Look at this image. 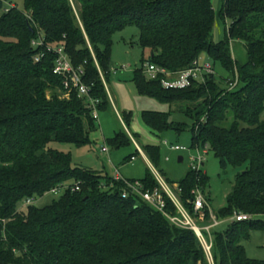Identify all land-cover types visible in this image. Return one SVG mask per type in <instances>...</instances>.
Returning a JSON list of instances; mask_svg holds the SVG:
<instances>
[{"label": "trees", "instance_id": "16d2710c", "mask_svg": "<svg viewBox=\"0 0 264 264\" xmlns=\"http://www.w3.org/2000/svg\"><path fill=\"white\" fill-rule=\"evenodd\" d=\"M220 1L217 18L229 24L216 43L212 0H24V12L13 6L3 11L0 264H210L195 233L167 218L177 210L166 195L162 213L121 180L73 166L70 155L48 147L54 142L89 144L96 121L86 97L63 89L62 79L53 74L56 57L45 46L63 47L72 66L82 70L89 96L99 102V115L109 107L103 81L110 73L112 38L128 26L138 30L142 50L140 66L130 70L136 92L174 105L191 126L148 111L142 113L144 123L159 133L190 128L191 149L206 146L222 168H244L215 216L220 224L210 231L212 264H264L249 259L241 245L250 231L264 232V0ZM39 37L44 46H32ZM232 43L242 45L243 62L233 58ZM38 54L42 57L35 61ZM202 54L229 79L214 74L183 90H163L142 74L145 63L177 72ZM122 122L128 125L129 116ZM132 139L119 133L106 144L120 148L133 144ZM141 151L169 186L177 185L181 205L193 214L191 192H203L206 175L189 168L183 179L172 182L161 170L159 148L148 145ZM136 155L135 150L126 162ZM135 181L143 192L159 189L149 170ZM63 186L67 188L50 204L18 210L20 203ZM234 213L251 219L227 221L223 231L215 230ZM204 215L198 224L211 225L206 207Z\"/></svg>", "mask_w": 264, "mask_h": 264}, {"label": "rangeland", "instance_id": "374dc122", "mask_svg": "<svg viewBox=\"0 0 264 264\" xmlns=\"http://www.w3.org/2000/svg\"><path fill=\"white\" fill-rule=\"evenodd\" d=\"M11 5L24 12V0H0V15ZM220 5V0H212V6L216 14L212 31V40L215 43L223 38L225 26L227 27L229 24L228 21H225L224 24L217 18ZM138 37L139 32L133 26H128L113 35L110 73L107 79L103 81L109 107L99 112L98 121L94 124L95 129L89 133V144L78 147L69 143L54 142L50 143L48 147L70 155L73 166L89 168L103 175L106 174L110 178H113L114 168H116L124 180L135 181L142 179L147 170L152 171L151 163L147 162L146 157L144 158L140 154L135 156L134 161L126 162L130 156L135 154V148L131 143L120 148H111L106 144L116 134L127 133L129 138L132 135L141 150L148 145L158 147L163 174L172 182L178 183L190 167L189 158L193 153L190 148L192 145L190 128L180 133H175L172 130L162 133L152 131L144 123L142 113L147 111L164 113L168 115L170 122L185 123L189 127L191 121L183 114L178 113L174 105L160 102L152 97L139 95L136 92L132 82L133 72L130 70L137 69L142 58V50L138 46ZM231 50L234 59H238L240 62L245 60V51L241 44L232 43ZM200 61L208 60L202 54ZM213 66L215 76L218 79H229L230 75L218 63L213 64ZM121 67H125V70H121ZM112 69H116L117 72L113 74ZM126 115L129 116V123L125 126L122 119ZM170 145L184 147L186 150L172 151L169 149ZM102 147L108 148L109 153H102ZM179 157L182 158L180 163L178 162ZM204 158L205 161L201 171L208 178V182L202 194L206 199V208L209 214L215 218L218 211L226 205L227 195L233 186L237 173L243 171L244 168H232L229 165L222 168L219 160L209 150ZM61 193L62 190L56 195L45 194L34 205L36 207L46 206L53 200L58 199ZM18 210H25L22 203L19 204ZM227 221L231 220L223 221L215 230L223 231L226 227L224 222ZM241 245L244 247L245 254L249 259L264 261L263 231H250L248 238L242 239Z\"/></svg>", "mask_w": 264, "mask_h": 264}, {"label": "built area", "instance_id": "2783aa9c", "mask_svg": "<svg viewBox=\"0 0 264 264\" xmlns=\"http://www.w3.org/2000/svg\"><path fill=\"white\" fill-rule=\"evenodd\" d=\"M12 6V5H11ZM34 47H43V39L39 37L36 41H32L31 43ZM46 50L48 52L53 53V55L56 57L54 68H53V74L60 77L62 79V86L63 89L67 92H74L76 91L79 97H86L88 99L89 105L92 107L91 115L94 118L95 121H98V112L96 109L97 104L99 103L98 100L92 99L89 96V89L86 87V85L82 82L81 76H82V70L80 68L75 69L69 58L64 52L63 47H49L48 45L45 46ZM42 57L41 54H38V56L35 58V61H39V59ZM125 67H121L122 70ZM142 74L143 76L149 80V81H156L159 82L160 87L163 90H183L186 88H189L193 82H202L204 80L205 76H211L214 75V68L213 65L209 61H200L195 60L192 62L191 66L177 72L168 71L165 68L156 66L154 64L145 63L142 66ZM237 81H235L233 84H229V88L235 87ZM133 146L135 150L142 155L145 158V155H143V152L137 145V143L132 139ZM164 144H166L164 142ZM169 149L172 151H185L186 149L184 147L179 146H169ZM193 153L191 154L189 158L190 162V169L194 171L201 170V167L203 166V163L205 161V155L207 154V147L204 148H194L192 149ZM102 153H109L108 148L102 147L101 148ZM135 157L130 158V162L134 161ZM151 172L157 181L159 185V189H156L152 192L142 191V186L139 182H129L127 180H124L120 174L119 171L114 168V176L113 179L115 180H121L127 189H129L132 193L137 194L143 201L148 203L149 205H152L155 207L158 211L164 212L165 202L163 199V194L166 195V197L172 202V204L175 206L177 210L176 216L169 217L165 213L164 215L167 216V218L170 220V222L177 227L189 229L192 230L196 237L198 238L200 244L202 245L204 252L206 254V257L210 264H212L210 249H211V236L210 231L213 227L220 224V222H217L215 218L212 217V224L211 225H204L200 226L199 222H204V208L207 206L206 199L203 196L200 189L196 188L191 192V195L193 199L191 200V205L193 209V214H190L187 212L183 206L180 203V200L178 198L177 193L174 191V189H177V185L174 184L172 187L169 186L164 178L153 168L151 167ZM67 188V186H63L59 189H54L50 192V194L56 195L59 193V191H64ZM75 190H78L77 188ZM128 192L125 190L122 193V197H126ZM41 199V198H40ZM39 200V199H38ZM38 200L29 199L26 200L22 206L26 207L29 205H34L35 202ZM251 217L246 214H236L234 213L231 221L236 222H246L250 220ZM222 223V222H221ZM206 233V235L204 234Z\"/></svg>", "mask_w": 264, "mask_h": 264}, {"label": "water", "instance_id": "95a60500", "mask_svg": "<svg viewBox=\"0 0 264 264\" xmlns=\"http://www.w3.org/2000/svg\"><path fill=\"white\" fill-rule=\"evenodd\" d=\"M178 162L179 163L182 162V158L181 157L178 158Z\"/></svg>", "mask_w": 264, "mask_h": 264}, {"label": "crops", "instance_id": "0c3cea01", "mask_svg": "<svg viewBox=\"0 0 264 264\" xmlns=\"http://www.w3.org/2000/svg\"><path fill=\"white\" fill-rule=\"evenodd\" d=\"M145 159H147V158H145ZM147 162H148V160H147Z\"/></svg>", "mask_w": 264, "mask_h": 264}]
</instances>
